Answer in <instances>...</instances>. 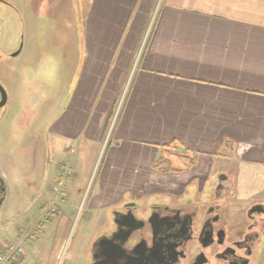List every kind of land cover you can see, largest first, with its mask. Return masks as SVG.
<instances>
[{
    "label": "crops",
    "instance_id": "obj_1",
    "mask_svg": "<svg viewBox=\"0 0 264 264\" xmlns=\"http://www.w3.org/2000/svg\"><path fill=\"white\" fill-rule=\"evenodd\" d=\"M78 1L82 30L61 49L51 121L30 150L45 151L42 178L54 182L49 193L40 192L37 212L54 204L58 216L74 207L69 197L57 201L52 189L81 193L101 157L87 217L91 235L102 210L128 199L203 191L216 166L236 173L241 197L263 190L262 183L242 181L250 179L249 168L264 173V0ZM178 146L197 163L165 170L161 151ZM261 248L257 264H264V236Z\"/></svg>",
    "mask_w": 264,
    "mask_h": 264
},
{
    "label": "rangeland",
    "instance_id": "obj_2",
    "mask_svg": "<svg viewBox=\"0 0 264 264\" xmlns=\"http://www.w3.org/2000/svg\"><path fill=\"white\" fill-rule=\"evenodd\" d=\"M7 1L8 5L0 4V33L4 36L3 51H0L4 62L0 67V83L8 95L7 105L0 109V178L3 181L0 186V199H3L0 250L8 241L15 240L17 230L33 228V233H36L41 225L42 212L40 214L37 210L44 200L40 192L49 193L54 182L50 176L42 178L45 151H39L35 156L30 150L37 138L43 136L40 135L43 124L51 121L52 91L58 72L55 63L61 60L60 56L66 55V50L61 52V49L71 46L75 35L82 30V4L78 0ZM20 47L21 53L15 56ZM14 84L16 89L12 97L11 85ZM44 111L47 113L44 114ZM43 139L44 149V142L47 143L48 139L46 136ZM161 154L165 170L186 171L191 163L196 164L198 160L179 146L163 149ZM34 159H37L36 163H31ZM5 162H10L11 170L7 169ZM101 167L102 157L92 177L85 181L87 183L81 193L68 196L67 203H72L74 207L61 210L52 222L45 221L48 226L41 240L26 244L25 264L87 262L84 251L91 238V231L90 235L85 233L88 229L87 217L95 196V179ZM30 168H35V172L28 174ZM248 170L250 179L245 177L242 185L251 183L259 187L264 184V179L259 178L264 173H255L254 168ZM220 171L221 168L216 166L209 184L216 181ZM222 174L234 180L237 177L233 170ZM60 189L65 188L60 186ZM262 189L254 191V195L264 193V187ZM244 194L242 196L247 198L253 192L244 191ZM52 195L59 200L57 193ZM34 215L35 218L40 217L30 225L28 222L33 220Z\"/></svg>",
    "mask_w": 264,
    "mask_h": 264
},
{
    "label": "flooded vegetation",
    "instance_id": "obj_3",
    "mask_svg": "<svg viewBox=\"0 0 264 264\" xmlns=\"http://www.w3.org/2000/svg\"><path fill=\"white\" fill-rule=\"evenodd\" d=\"M3 64L0 56V67ZM0 87L5 92L3 109L8 95ZM3 98L0 91V102ZM250 196L241 197L235 181L219 173L203 191L160 194L147 203L128 199L102 210V220L85 246V264H257L264 236V193ZM44 211L47 221L59 212L54 204Z\"/></svg>",
    "mask_w": 264,
    "mask_h": 264
},
{
    "label": "built area",
    "instance_id": "obj_4",
    "mask_svg": "<svg viewBox=\"0 0 264 264\" xmlns=\"http://www.w3.org/2000/svg\"><path fill=\"white\" fill-rule=\"evenodd\" d=\"M73 172L71 170H67V176H72ZM53 193H57L59 200H65L68 197V193L65 189H60V186H56L53 188ZM48 214L45 212L40 221L48 220ZM40 229V225L38 230ZM33 228L29 230H21V239L22 241H8L0 250V264H20V262L25 257V247L23 245L24 241L34 240L36 233H33Z\"/></svg>",
    "mask_w": 264,
    "mask_h": 264
},
{
    "label": "water",
    "instance_id": "obj_5",
    "mask_svg": "<svg viewBox=\"0 0 264 264\" xmlns=\"http://www.w3.org/2000/svg\"><path fill=\"white\" fill-rule=\"evenodd\" d=\"M0 91H1V94H2V98H3V93H5V92H4V90L1 87H0ZM3 105H4V98H3V101L0 102V109L3 107ZM0 181H2L1 178H0ZM0 205H3V203L2 204L0 203Z\"/></svg>",
    "mask_w": 264,
    "mask_h": 264
},
{
    "label": "trees",
    "instance_id": "obj_6",
    "mask_svg": "<svg viewBox=\"0 0 264 264\" xmlns=\"http://www.w3.org/2000/svg\"><path fill=\"white\" fill-rule=\"evenodd\" d=\"M169 148V147H168Z\"/></svg>",
    "mask_w": 264,
    "mask_h": 264
}]
</instances>
